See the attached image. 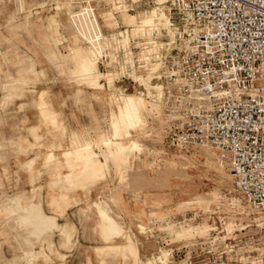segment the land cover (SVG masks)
Wrapping results in <instances>:
<instances>
[{
    "label": "rangeland",
    "instance_id": "rangeland-1",
    "mask_svg": "<svg viewBox=\"0 0 264 264\" xmlns=\"http://www.w3.org/2000/svg\"><path fill=\"white\" fill-rule=\"evenodd\" d=\"M159 4L144 10L137 9L130 15L140 16L137 20L139 25L143 24V17L148 15L157 24L165 20L168 23L165 33L170 38L174 34L175 26L168 22L164 8ZM74 6L71 0H0V123L3 121L1 113L10 119L12 102L26 94L31 95L37 81L42 79L44 83L59 82L75 88L73 93L75 102L96 103L103 113L102 125L105 126V130L98 127L94 141L79 137L70 131L66 133L63 124L57 121L58 115L47 101V92L42 91L38 94L36 107L41 119L53 129H59L61 136L68 138L69 146L57 154L49 151L43 155L44 166L52 172L48 191L53 193L58 190V194L45 196L47 206L50 208V211L46 212L42 209L41 188L34 185L38 176V173L34 172L38 155L21 164V168L28 173L29 189L15 190L16 186L10 179L7 162L13 161V157L17 158V154H24L27 148L20 145L5 148L2 143L0 144V166L5 163L0 170V264H76L74 256L69 255L65 260V254L59 252L72 249L68 247L70 237L67 235L71 236V232H73L71 238L75 235V228L71 223L74 216L71 213L65 216V209L77 204L78 200L68 193L74 191V188L84 190L109 178L108 161L114 166L118 184L126 182L127 176L124 172L130 168L128 163L142 157L152 158L154 162L158 161V164H147L146 173H142L141 176L134 175L135 178L130 182L139 183L142 190L157 189L161 192L156 196H139L142 202L147 200L149 204L147 211L138 213L141 219L146 220L140 221L137 226L140 237H135L129 229L116 222L103 200L91 201L90 197H83L84 206L77 210L79 217L85 219L97 217V235L103 245L116 243V240H120L117 243L122 244L129 242V239L132 241L130 242L136 253L124 252L122 257L114 250H105L102 258L105 261L108 257L112 259L106 261L107 264H211L218 258H225V264H255V241L262 229L260 220L247 207L240 195L233 191L226 167L216 161L210 150L204 148L184 153L176 152L164 145L162 129L174 115L165 109L163 96L155 102L149 101L146 96L147 89L160 84L153 81L150 83V75H145L142 79L141 76L129 71L128 75L137 81L139 88L132 86L124 92L120 90V85L113 83L116 73L113 71L101 73L97 61L95 66L98 72L104 76L112 75L111 86L105 77L99 78L93 86L86 80L84 81L87 83L82 82L81 79L84 78L79 74H71L76 68L73 60L76 49H82L86 40L102 36L95 18L91 17L88 10L80 7L76 14ZM155 13H159L161 19L153 17ZM102 21L111 31H115L118 25L116 20L114 23L106 22V17L102 18ZM130 31L132 36L140 37L137 27L130 28ZM123 33L124 31L113 32L118 34V37H123L121 36ZM155 69L154 66L150 70ZM114 92L128 93L127 96L134 97L143 95L148 102V109L138 118L140 121L133 119L129 126L121 128L120 132L110 130L111 114L118 110L110 101ZM33 138L36 140L37 136L33 135ZM110 138L119 141L116 151L111 145ZM82 140L90 142L95 154L93 160L102 162L103 167L88 171L87 164L90 162L86 161L79 149L84 145ZM111 147L112 152L106 153ZM99 158H102V161ZM60 168H65L67 173L60 175ZM15 179L16 177L14 181ZM103 185H106L105 182ZM114 199L113 196L108 197L111 203L115 201ZM17 202L23 208L37 206L44 216L56 219L58 229L52 233L33 235L36 223L33 219L34 223L31 221L32 224L23 227V230L27 231L24 232L25 236L22 234V227L17 228L16 215L14 217L11 208V211L7 209L11 206L10 203ZM94 204L101 207L106 217L118 225L116 226L122 231L121 237L114 240L101 237V225ZM59 219L62 220L60 224L57 222ZM138 240H145L147 243L150 240H157L159 243H151L153 253L141 260L137 256ZM24 248L27 250L32 248L35 254L32 256L27 251L29 256ZM95 251L94 248L93 252L97 257L99 253ZM116 257H119L118 261H114ZM78 264H91V261L86 258ZM96 264H101L100 259Z\"/></svg>",
    "mask_w": 264,
    "mask_h": 264
},
{
    "label": "built area",
    "instance_id": "built-area-1",
    "mask_svg": "<svg viewBox=\"0 0 264 264\" xmlns=\"http://www.w3.org/2000/svg\"><path fill=\"white\" fill-rule=\"evenodd\" d=\"M95 18L158 6V0H71ZM174 34L128 32L126 45L102 51L101 73H116L124 92L139 88L128 72L150 75L163 87V105L174 117L163 126L164 145L176 152L208 149L226 167L233 191L262 225L255 264H264V0H162ZM149 39V40H148ZM156 67L155 70L150 69ZM123 70V71H122ZM103 83V82H102ZM211 264H225V258Z\"/></svg>",
    "mask_w": 264,
    "mask_h": 264
},
{
    "label": "crops",
    "instance_id": "crops-1",
    "mask_svg": "<svg viewBox=\"0 0 264 264\" xmlns=\"http://www.w3.org/2000/svg\"><path fill=\"white\" fill-rule=\"evenodd\" d=\"M33 89L31 95L26 94L22 98L12 102L10 119L5 115L4 117L1 113L3 121L0 123V144L2 143V146L5 148H14L17 145L27 148L24 154H17V158L13 157V161L7 162L10 179L16 186L15 190L29 189L28 173L21 168V164L33 158L36 154L38 155L34 164V172L36 171L38 173L34 185L41 188L42 209L47 212L50 211V208L47 206L45 196L47 194H58V190L53 193L48 191V182L52 178V172L44 166L43 155L49 151H53L55 154L59 153L61 149H66L69 146V141L66 136H61L59 129H53L47 122L41 119L38 108L36 107L38 94L42 91L47 92V101L51 109L58 115L57 121L63 124L66 133L70 131L79 137L94 141L98 129L105 130V126L102 125L103 113L96 103L93 101H83L80 103L73 100L75 88L73 89L59 82L44 83L42 79H39ZM20 106L22 107L20 108ZM33 135L37 136L36 140L33 138ZM30 148L31 150H29ZM99 159L102 161V158ZM128 164H130V168L124 172V175L127 176L126 182L124 181L118 184V178L114 175V166L108 161L109 178L99 181L84 190L74 188V191L68 193L70 196L76 197L78 203L65 209V216L67 213H71L74 216L73 222H70L75 228L73 248L70 251L59 250L60 253L65 254V260L69 255H72L76 258V264L83 262L86 258L90 259L91 264H96L99 259L92 252L95 247L103 245L97 235V217L91 216L85 219L79 217L77 212L79 207L84 206L85 200L83 197H90L91 201L98 199L105 201L110 209L111 217L124 228L129 229L130 233L135 237H140L137 232V226L140 221L146 220L141 219L138 213L140 211H147L149 204L146 202L147 200L142 202L139 196H156L161 191L157 189L142 190L139 188V183H131L130 181L135 178L134 175L141 176L142 173L145 174L147 164H158V161L154 162L152 158L142 157ZM4 165L5 163H2L0 170ZM65 173H67V170L60 168L59 174L63 175ZM15 177L16 179L14 181ZM104 182L106 185H103ZM153 192L155 194H146ZM109 196L115 197L113 203L108 200ZM57 222L60 224L62 220L59 219ZM151 240L149 243L145 240H138L137 256L139 259L144 260L153 253L152 244H157L158 241ZM119 241L116 240V243ZM56 243L57 240L54 244L56 245ZM111 260L109 257L106 258V261ZM118 260L119 257L114 258V261Z\"/></svg>",
    "mask_w": 264,
    "mask_h": 264
},
{
    "label": "bare ground",
    "instance_id": "bare-ground-1",
    "mask_svg": "<svg viewBox=\"0 0 264 264\" xmlns=\"http://www.w3.org/2000/svg\"><path fill=\"white\" fill-rule=\"evenodd\" d=\"M53 1H56V0H53ZM157 2L161 3L162 0H158ZM153 17H157L158 19H161L160 18L161 16L159 15V13H155V15H153ZM138 18L140 19V16H137V15L133 16V15L124 14V13L120 15V20H122L121 24L127 29L121 35L123 37H118V34H113V32H117V30H115V31L110 32V33H112L111 35H110V33H109V35L108 34H106V35L102 34V36H100L97 39L86 40V44L82 49L81 48L76 49L75 55L73 57L74 58L73 60L76 64V68H75V70H73L71 72V74H79L82 78H84V79H81L82 82L85 83L87 81L89 84H93V86H94V84L97 83V80L99 78L105 77L106 82L108 83L109 86H111L112 75L111 76H108V75L104 76L103 74L98 72V70L96 69V66H95L96 61H97V59L100 56L102 51H105L106 49H108L110 51V50H115L118 47H123L127 41V38L129 37L128 32L130 31V28L137 27L140 37H143V38H148V36H152V34H150L152 31H156L157 33L159 31H160V33H161V31H163V32L167 31L168 23L165 20L161 21L157 24L155 21H153L151 16L148 15V16L143 17V24L139 25L137 23ZM115 20L116 19H113V17L111 18L110 16H106V22H109V23L113 22L114 23ZM116 22L118 24L117 20H116ZM130 33H131V31H130ZM142 79H143V77H142ZM84 80H86V81H84ZM118 89H120V88H118ZM120 90L123 91L122 88ZM126 94H128V93H126ZM126 94L123 92H118V93L114 92L113 95H111L110 101L112 102V104H114L118 107V110L113 111L111 114V120H110L111 128H110V130L113 132H115V131L120 132L121 128H125L126 126H129V124L133 121V119H138L140 117V114L143 111L148 109V107H147L148 102L143 97V95L134 97V96H127ZM163 94H164L163 87L161 85H158L156 87L149 88L146 90L147 99L149 101H152V102L160 100L162 98ZM152 108H154V107H152ZM155 109H153V110H155ZM138 120L140 121V119H138ZM126 135H127V133H126ZM103 138L105 139V137H103ZM109 140L111 141V145L113 146L114 150L116 151L118 148V145H119V141L116 138H110ZM82 141H84V140H82ZM79 149L82 152V155L84 156L86 161L90 162L89 164H87L88 171H95V170L99 169L100 167H103L102 162H100L98 160H93V157L95 154H94V151L90 147V142L84 141V145L82 147H79ZM112 150L113 149L111 147V149L106 151V153L112 152ZM115 157L117 158V155H115ZM117 159H119V158H117ZM118 165L120 166V164H118ZM99 171H101V170H99ZM95 173H97V172H95ZM9 205H11V206L10 207L8 206L9 208L7 207V209L10 210V208H11V210L13 211L12 214H14V217L16 215L15 220H16V225H18V227L17 226L16 227L18 229H19V227L20 228L22 227V232H23L22 234H24V232H27V231L23 230V227H26V226L32 224L33 219L36 222V223L33 222L35 224V227L33 229L34 230L33 233H35V234H33V235L52 233L54 230H57L59 227L58 224L56 223L55 218L44 216L45 214H43L41 212L42 210L39 211L37 206L36 207L30 206L28 208L27 207L23 208L19 202L15 203V204L10 203ZM94 205H95L96 210L98 212L99 222L101 225L100 226L101 237L104 239H107V240H109V239L114 240L118 237H121L122 231H121V229H119L117 227L118 225L115 224V222H113L110 218L106 217V215L103 213V210L101 209V207H99L97 204H94ZM11 225H13V224H11ZM29 227H31V226H29ZM11 228H13V227H11ZM29 232H30V230H29ZM74 232H75V230H74ZM72 233L73 232H71V236H72ZM27 235H29V234H27ZM68 235H67V237H70V240L68 241V244H69L68 247L73 248V243H74L73 238H71V236L70 235L68 236ZM122 236H123V234H122ZM128 238L129 237L127 236V239ZM17 240H19V239H17ZM19 241H21V239ZM130 241L131 240L129 239V242L124 243V244L112 243V244H107V245L95 247V250L99 253L97 257L100 259V263L101 264H107V262L102 258V256L104 255L103 252L107 249L108 250H114V251H116L115 253H117V252L120 253V255L122 257H124L123 256L124 252H129L130 254H133V251L135 252V250H133L134 246L131 243L132 241L131 242ZM113 242H115V241H113ZM29 246H27V247H29ZM26 248H24V249H26ZM27 251L30 254H32V256L35 254L33 252L32 248H29L28 250L26 249V252ZM28 252H27V254L30 256V254Z\"/></svg>",
    "mask_w": 264,
    "mask_h": 264
}]
</instances>
